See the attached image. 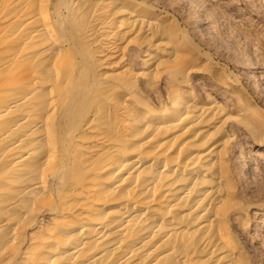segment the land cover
<instances>
[{"label":"bare ground","instance_id":"bare-ground-1","mask_svg":"<svg viewBox=\"0 0 264 264\" xmlns=\"http://www.w3.org/2000/svg\"><path fill=\"white\" fill-rule=\"evenodd\" d=\"M134 1L0 0V264H249L237 237L264 214L239 207L233 167L262 153L264 125L252 103L201 90L187 35L152 33ZM133 46L142 68L124 62ZM138 80H168L164 106Z\"/></svg>","mask_w":264,"mask_h":264},{"label":"rangeland","instance_id":"rangeland-1","mask_svg":"<svg viewBox=\"0 0 264 264\" xmlns=\"http://www.w3.org/2000/svg\"><path fill=\"white\" fill-rule=\"evenodd\" d=\"M49 1H50V5L53 7L52 11H56V10L61 9L60 8L61 4L65 3L66 0H56V1L55 0H49ZM132 1H134V0H132ZM177 1H178V3H177ZM194 1H198L199 4L203 3V4H200L202 7L200 6L199 10H196L197 8H195V7H198L197 6L198 4L195 3ZM233 1L234 0H224V1L223 0H221V1L220 0H216V1L215 0H191V1L190 0H176V1L175 0H135L134 2L144 3L146 5L145 9H138L137 8V10H139V11L142 10L141 14L143 16L150 15V14L156 15V19H154V21L149 20V24L151 23L149 27L153 30V31L151 30L152 33H155V32L158 33V32H163V31H172L175 34L182 35L184 33L187 35L188 42H190V44L193 45L194 48L195 47L196 48L193 52L195 55L193 53H192L193 56H192V54L189 55V58L186 59V61H184L185 63L183 65L185 66V68L188 67L187 65H189L188 68H191L192 66L199 67L201 69V72L203 71L202 73H204V76H202V77H204V82H203L204 84H202L203 86H201V90H203V88L204 89L207 88L208 91L215 93L217 95L218 99H220L221 101H226L228 104H231V106L235 105L238 102H247L249 104L252 103L251 105L252 106L254 105L253 110L257 111V119L258 120L257 119L255 120V122H256L255 124L256 125H264V121H263L264 120V91H263L264 90V88H263L264 87V76H263L264 75V33H263L264 32V0H259V1L256 0V2H255V0H235L234 2ZM58 2L60 4H58ZM217 2L221 3V4H218ZM253 2H254V4H253ZM147 6H150V7H147ZM154 6H155V8H154ZM208 6L210 9L208 8V11H207ZM257 6H259V7H257ZM84 7H85V3L84 4L82 3V5H79L80 9H87V7L86 8H84ZM260 7H262V8L260 9ZM130 8L136 9L133 6H131ZM186 9H189V10H186ZM217 9H219V10H217ZM182 10H183V12H182ZM201 11H203L204 14L201 13ZM198 12H199V14H198ZM161 14H162V16H160ZM209 14H210V16H209ZM195 15H198V16H195ZM203 15L206 17H204ZM83 17L85 18L86 15H84ZM195 18H196V20H195ZM213 19L216 23L213 21ZM220 19H222V20H220ZM200 20H202V21L205 20L204 22H207L209 24L210 29L213 28V30H211L212 33L204 34V33H202V31H200V29L198 27V25L201 22ZM224 22H225V24H224ZM212 23H213L214 27H213V25H210ZM240 23H241V25L239 26ZM222 24L225 25L226 28ZM230 24L231 25L233 24V25L231 26ZM156 26H157V28H156ZM177 27H178V30H177ZM237 27L240 29H238ZM249 27H250V29H249ZM216 28H217V30H214ZM234 28H236V29L234 30ZM191 29H192V32H191ZM195 30H196V32H195ZM218 30H220V31H218ZM213 31H214V33L216 32L215 33L216 35L213 33ZM236 31H237V33H236ZM238 31H239V34H238ZM200 32L202 33V35L200 34ZM195 33H197V34H195ZM235 33H236V35H235ZM199 34L201 35L200 37H199ZM237 34L239 36H237ZM188 35L190 37L191 36L192 37L189 38ZM195 35H196V37H195ZM205 35L207 37H205ZM211 36H214V37H211ZM231 36H232V41H231ZM233 37H235V38H233ZM192 41H194L195 43L194 42L192 43ZM196 45H198V46H196ZM137 49L138 48L136 46H135V48L133 46L129 50H126L125 54H124L125 57L123 59H124L125 63L128 62V60H129L130 62H128L129 64L128 63L127 64L131 67L142 68L144 66H143V62L140 61V59L142 60L143 52L140 51L139 49L138 50ZM246 51H248L249 53ZM246 53L248 55H251V57H249ZM245 54L248 57L246 56V58H245ZM205 56H207V57L205 58ZM210 59H211V61H210ZM207 60H208V62H206ZM212 60H213V62H212ZM249 60L251 62H249ZM209 63H211V64H209ZM213 64H214V66H212ZM240 66H246V67H240ZM86 68L89 69V73H88L89 75L88 76H90V72L92 73L94 71L93 66L91 64H89ZM206 70L208 72H206ZM185 74L186 73L183 74V72L180 73V76L178 75L179 77L177 76L178 78L177 77L175 78L177 80V82L185 81L186 79L190 78V77L186 78ZM255 75H256V77H255ZM252 76H253V78H252ZM239 80H240V82H239ZM220 81H221V83H220ZM224 81H226V85H224L225 84ZM259 81H261V82L259 83ZM191 82H192V80H191ZM145 83H146L145 80H138V81L133 82L135 88L137 87L138 92L143 90L142 92L139 93V95L144 97L147 100V103H150V104L156 103V104H152L156 107H157V105L159 108L164 106V104L167 100V97H168V91H167L168 90L167 87L169 86L168 80L166 82L167 84L162 82L163 84L161 83L159 85H155V88H154V86H152V88L154 90L149 86L148 83H146V84ZM257 84H259V85H257ZM204 85H206V86H204ZM232 85L234 88L232 87ZM260 85L262 86L263 89L260 88ZM145 86H148V88L147 87L145 88ZM257 86L259 89L257 88ZM227 87H230V89ZM139 88H141V89H139ZM150 88H151V90H150ZM160 88H164V89H160ZM209 88H210V90H209ZM253 88L257 89V90H254ZM158 89H159L160 93H159ZM155 90H156V92H155ZM165 90H166V93H165ZM146 91H147V93H146ZM151 91H153V92L151 93ZM253 92H255V93H253ZM261 92L263 94H261ZM165 95H167V96H165ZM260 95H262V96H260ZM161 99H162V101H161ZM234 99H237L238 101L234 100ZM163 100H164V102H163ZM247 100L248 101L250 100V102H248ZM159 101H160V104H159ZM259 115H260V118H259ZM262 117H263V119H262ZM236 131H237V133L240 134V132L238 130H236ZM244 138L242 140H240L241 142H239L240 149L246 148V146H244V145H246V143H248V145H250V142L254 141V137H251V136L247 137V139H246V137H244ZM245 140H247V141H245ZM254 152H255V154H254ZM262 153L259 150L252 151L251 155L249 156L250 158L248 159L251 164L249 163L248 167H247V163L245 161L243 162V165H245V166L243 167V165H242V167L244 168V170H246L248 172L242 171L243 173H241V170H239L238 168L236 170L233 167V172L235 173L234 175H235V178H236L237 183H238L237 184L238 191H240V192L237 191V194H236L237 198H239V199H237V201L240 204L239 205L240 208H242V209L244 208L243 210L250 213L249 217H251L252 214L254 215L255 213H263L264 214V211H263L264 210V150L262 151ZM257 160L259 163L257 162ZM236 164H237L236 162L233 163L234 166ZM244 174H248V175H245V177H244ZM236 175H237V177H236ZM247 190H250V191H247ZM239 200H241V202H239ZM242 202H244V203H242ZM248 202H249V204H248ZM248 205L249 206L251 205V208ZM252 208H254L253 212L256 211L255 213L250 212V211H252L251 210ZM247 209H249V210H247ZM261 225H263V227L260 226L259 230L258 229L253 230L254 232H252L251 236L249 238H247L248 241L242 236L237 237L238 242H239L240 246H242L247 257L250 256V259L248 258L249 264H253V263L254 264H257V263L258 264H264V252H263V250H264V231H263L264 230V223H262ZM261 234H262V236L260 238ZM254 236H255V238H254ZM256 238L258 240H256ZM260 242H261L262 246L261 245L259 246ZM252 243H254V244H252ZM252 251H254V252H252ZM246 252H250V253H246ZM259 253L262 255H260ZM258 255H260V256L258 257ZM261 260H262V262H261ZM250 262H252V263H250Z\"/></svg>","mask_w":264,"mask_h":264}]
</instances>
